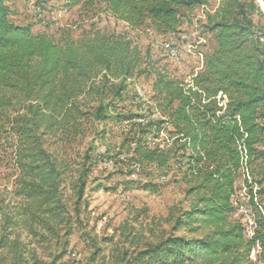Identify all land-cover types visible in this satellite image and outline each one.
<instances>
[{
	"label": "trees",
	"instance_id": "1",
	"mask_svg": "<svg viewBox=\"0 0 264 264\" xmlns=\"http://www.w3.org/2000/svg\"><path fill=\"white\" fill-rule=\"evenodd\" d=\"M101 1L132 27L163 33L176 31L185 11L209 7L208 0ZM9 2L0 0V139L14 148L18 176L13 201L0 203V264H57L77 229L101 253L85 196L94 168L108 162L163 180L175 171L189 198L187 207L170 209L161 222L169 229L153 241L141 245L142 232L129 224L120 241L105 238L113 248L98 264H264V12L257 1L220 0L207 12L216 47L188 82L150 70L127 34L62 44L13 22ZM142 74L154 76L148 99L129 89ZM108 121L126 124L117 156L92 143L81 162L68 159L66 146L90 130L104 140L100 125ZM240 189L245 203L235 197ZM240 204L255 218L251 238Z\"/></svg>",
	"mask_w": 264,
	"mask_h": 264
},
{
	"label": "rangeland",
	"instance_id": "2",
	"mask_svg": "<svg viewBox=\"0 0 264 264\" xmlns=\"http://www.w3.org/2000/svg\"><path fill=\"white\" fill-rule=\"evenodd\" d=\"M208 1L206 11L200 6L185 11L176 31L165 33L157 32L151 27H132L112 14L101 0H82L78 4H71L68 0H10L9 4L13 22L29 25L33 32L48 34L62 44L69 40H81L96 32L127 34L145 57L144 62L145 59L149 60L150 70L165 69L180 80L188 82L204 70L206 59L213 53L217 43L214 33L206 24L207 12L213 14L220 0ZM256 1L264 12V1ZM255 21H259L258 16ZM145 66L144 63L142 68ZM144 74L134 77L129 89L148 99L154 76ZM104 126L100 125L105 131L104 140L98 141L99 135H95L92 129L87 135L80 136L67 145L66 149L71 157L68 159L81 162L84 151L92 143L98 146V152H104L108 146V154H118L126 124L121 126L115 121H108ZM161 136L164 138L165 135ZM101 142L104 143L103 146H100ZM128 171L119 162L116 165L111 162L105 165L99 163L94 168L86 189V213L90 236L97 238L102 252L94 255L95 248L90 244V238L77 229L70 238L69 254L57 264H98L104 261L102 258L108 256L113 248L104 239L114 238V242L120 241V228L125 224L142 232L140 234L144 240L140 242L141 245L146 241H153L162 230L169 229L168 224L161 222L170 209L176 205L187 207L188 186L181 180L179 173L172 171L163 180L155 173L148 177L142 172L131 175ZM17 176L14 148L9 141L0 139V203L10 204L13 201L11 193ZM128 180L132 182L125 184ZM242 192L245 193V189H240L235 197L245 203ZM247 209L250 217L254 218L251 210ZM125 246L129 248V245ZM258 251L257 245L254 257L253 251L251 254L255 262Z\"/></svg>",
	"mask_w": 264,
	"mask_h": 264
},
{
	"label": "built area",
	"instance_id": "3",
	"mask_svg": "<svg viewBox=\"0 0 264 264\" xmlns=\"http://www.w3.org/2000/svg\"><path fill=\"white\" fill-rule=\"evenodd\" d=\"M173 55L175 53L173 52ZM241 196L245 199V193L242 192ZM237 215H243V222L245 225V235L248 238H251L254 235L255 230V218L250 217V211H248L247 206L244 204H240L238 214ZM258 245V244H257ZM255 249L253 250V257H254Z\"/></svg>",
	"mask_w": 264,
	"mask_h": 264
}]
</instances>
